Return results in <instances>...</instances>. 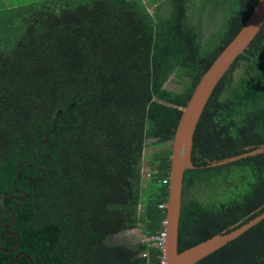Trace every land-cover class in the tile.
<instances>
[{
  "label": "trees",
  "instance_id": "trees-1",
  "mask_svg": "<svg viewBox=\"0 0 264 264\" xmlns=\"http://www.w3.org/2000/svg\"><path fill=\"white\" fill-rule=\"evenodd\" d=\"M256 1L16 6L0 34V264H29L19 253L33 264H160L159 206L167 200L162 181L171 147L151 155L144 184L146 141L172 140L199 79ZM198 2V12L210 16L206 26L204 19L192 24ZM216 11L225 15L213 29ZM172 78L174 90L166 87ZM263 144L264 25L197 124L191 155L197 169L183 177L179 252L264 211V154L206 167ZM220 183L226 196L208 197ZM197 188L208 201L189 196ZM133 230L143 241L117 242ZM196 264H264V219Z\"/></svg>",
  "mask_w": 264,
  "mask_h": 264
},
{
  "label": "water",
  "instance_id": "water-1",
  "mask_svg": "<svg viewBox=\"0 0 264 264\" xmlns=\"http://www.w3.org/2000/svg\"><path fill=\"white\" fill-rule=\"evenodd\" d=\"M263 25L264 0H257L241 29L199 79L180 116L174 136L170 141L169 183L163 230V264H196L235 240L264 219V211H262L253 218H248L246 222L241 221L235 224L228 231L225 230L182 252L178 251V225L182 202L183 177L185 171L197 169L191 160L193 137L197 124L216 86L237 58L249 47ZM261 154H264V144L237 156L219 161H207L206 167H219ZM200 168L204 167L201 166ZM9 227L10 225L6 226L5 231ZM8 235L16 236V234L12 233H8ZM19 256L25 257L29 264H33L32 260L25 253H19L17 257ZM13 262L14 260L8 264H12Z\"/></svg>",
  "mask_w": 264,
  "mask_h": 264
},
{
  "label": "rangeland",
  "instance_id": "rangeland-1",
  "mask_svg": "<svg viewBox=\"0 0 264 264\" xmlns=\"http://www.w3.org/2000/svg\"><path fill=\"white\" fill-rule=\"evenodd\" d=\"M29 1L30 0H7L6 1L7 2V6L4 7V8H0V34L3 31L5 32V27L6 28L9 27V25H8L9 19L12 16H15L17 14V10H15L17 8L16 6L23 5V4H25L26 2H29ZM144 1H146V0H144ZM195 6H196V11L194 12L193 19L191 18L192 24H193V20L194 21H198V19H200L202 21L204 19L203 20V25L206 26V23L209 21L210 16L206 15L205 12H203L202 15L198 12V9H199V6H200L199 2ZM7 7H8V9H7ZM155 7H156V4H155ZM5 9H6V11H5ZM207 9H209V7H207L206 10ZM150 10L152 11L151 8H150ZM216 15H218L217 18H211V21H212V24H213L212 25L213 29L215 27L216 28L219 27V24L222 22V19H223V17L221 19V16L225 15V11H223L221 13L216 11ZM197 23H195V25H197ZM209 31H210L209 28H206V29L204 28V35L203 36H208L209 35ZM239 73H240V69L235 73V77H237L239 75ZM173 81H174V78H172L167 83L166 87L168 89L174 90L176 88V85H175V83ZM168 145H170V142L166 143V144H157L154 140H147L146 141V148H145V151H144L143 161H142V165H143L142 173H143V178H144V181H143L144 184L147 182V180L149 178V168L150 167H149L148 163L151 160V155L153 153H155V152H158L162 147L168 146ZM225 190H228V189H226V186L222 185V183L217 184L216 188L214 189L215 194L211 190L210 194H208V197H209V195H212V196L215 195L216 197H218L220 199V198L226 196V192H224ZM189 196H192L193 198H197V199L202 200V201H208L209 200V198L207 197V194H205V195H204V193L202 194L201 189H198V188L189 190ZM116 240H119L117 242H123V243L126 242V243L132 244V243H136V242H139V241H143V237L141 236L139 230H133V231L125 232V233L119 235L116 238Z\"/></svg>",
  "mask_w": 264,
  "mask_h": 264
},
{
  "label": "built area",
  "instance_id": "built-area-1",
  "mask_svg": "<svg viewBox=\"0 0 264 264\" xmlns=\"http://www.w3.org/2000/svg\"><path fill=\"white\" fill-rule=\"evenodd\" d=\"M163 184H167L169 183V179H165L162 181ZM160 209H165V204L162 205V206H159ZM157 243H156V247H158L159 249L162 250V253H163V245H164V232L161 234V236L159 238L156 239ZM163 257L161 259V262L160 264H163Z\"/></svg>",
  "mask_w": 264,
  "mask_h": 264
},
{
  "label": "crops",
  "instance_id": "crops-1",
  "mask_svg": "<svg viewBox=\"0 0 264 264\" xmlns=\"http://www.w3.org/2000/svg\"><path fill=\"white\" fill-rule=\"evenodd\" d=\"M7 0H0V8H4V7H6L7 6V2H6ZM27 4V3H26ZM18 5V4H17Z\"/></svg>",
  "mask_w": 264,
  "mask_h": 264
}]
</instances>
